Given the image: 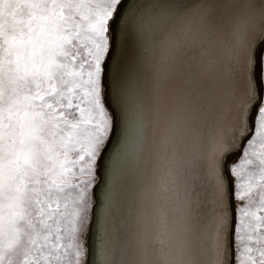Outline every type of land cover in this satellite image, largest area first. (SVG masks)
I'll return each mask as SVG.
<instances>
[{
  "label": "snow or ice",
  "instance_id": "obj_1",
  "mask_svg": "<svg viewBox=\"0 0 264 264\" xmlns=\"http://www.w3.org/2000/svg\"><path fill=\"white\" fill-rule=\"evenodd\" d=\"M94 219L100 264H264V0H0V264Z\"/></svg>",
  "mask_w": 264,
  "mask_h": 264
},
{
  "label": "bare ground",
  "instance_id": "obj_2",
  "mask_svg": "<svg viewBox=\"0 0 264 264\" xmlns=\"http://www.w3.org/2000/svg\"><path fill=\"white\" fill-rule=\"evenodd\" d=\"M118 138H119V131L117 132V137L114 140V144L118 143ZM108 158L106 157L105 164L107 163ZM100 184L97 187L96 191V206H95V211L97 215L99 214L100 210L103 207V201H104V195H105V189L107 187V181H108V172L106 168L101 169L100 172ZM91 231V236L89 240V244L91 245L90 248V255H89V264H100V257L98 255V224L96 220H93V223L90 228Z\"/></svg>",
  "mask_w": 264,
  "mask_h": 264
}]
</instances>
